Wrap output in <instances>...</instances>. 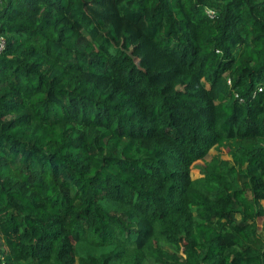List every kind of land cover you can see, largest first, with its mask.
<instances>
[{
    "label": "trees",
    "instance_id": "obj_1",
    "mask_svg": "<svg viewBox=\"0 0 264 264\" xmlns=\"http://www.w3.org/2000/svg\"><path fill=\"white\" fill-rule=\"evenodd\" d=\"M0 35V264H264V0H0Z\"/></svg>",
    "mask_w": 264,
    "mask_h": 264
},
{
    "label": "rangeland",
    "instance_id": "obj_2",
    "mask_svg": "<svg viewBox=\"0 0 264 264\" xmlns=\"http://www.w3.org/2000/svg\"><path fill=\"white\" fill-rule=\"evenodd\" d=\"M209 154H214V150L213 149H210L209 150ZM220 154H221V157L223 158V159H228V157H227V154H226V150H220ZM197 164H200L201 162H196ZM190 177L192 178V179H194L195 177H197V172L195 171V170H191L190 171ZM259 221H260V219L258 218L257 219V225H259Z\"/></svg>",
    "mask_w": 264,
    "mask_h": 264
},
{
    "label": "built area",
    "instance_id": "obj_3",
    "mask_svg": "<svg viewBox=\"0 0 264 264\" xmlns=\"http://www.w3.org/2000/svg\"><path fill=\"white\" fill-rule=\"evenodd\" d=\"M4 48V39L3 37L0 35V51H2Z\"/></svg>",
    "mask_w": 264,
    "mask_h": 264
}]
</instances>
